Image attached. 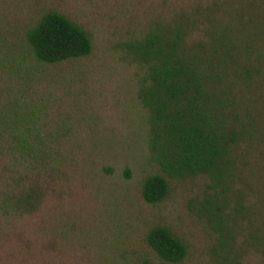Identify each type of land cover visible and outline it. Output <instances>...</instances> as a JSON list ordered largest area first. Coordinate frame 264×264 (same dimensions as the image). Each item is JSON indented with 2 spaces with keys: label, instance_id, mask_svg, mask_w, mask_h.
<instances>
[{
  "label": "rangeland",
  "instance_id": "rangeland-1",
  "mask_svg": "<svg viewBox=\"0 0 264 264\" xmlns=\"http://www.w3.org/2000/svg\"><path fill=\"white\" fill-rule=\"evenodd\" d=\"M49 10L88 32L87 56L53 64L31 57L25 32ZM156 16L158 0H0V110L8 103L37 108L58 151L36 172L46 191L39 208L0 214V264H264L244 227L233 232L212 222L204 177H168L161 202L142 198L143 180L160 169L137 96L144 68L124 42ZM253 181L246 200L263 210V170ZM4 182L0 173V187ZM155 225L185 243L180 262L160 259L147 245Z\"/></svg>",
  "mask_w": 264,
  "mask_h": 264
},
{
  "label": "trees",
  "instance_id": "trees-1",
  "mask_svg": "<svg viewBox=\"0 0 264 264\" xmlns=\"http://www.w3.org/2000/svg\"><path fill=\"white\" fill-rule=\"evenodd\" d=\"M167 1L158 0V16L124 42L144 68L137 96L160 169L143 180L142 198L161 202L168 177H204L203 207L212 222L233 232L244 227L246 244L264 261V209L246 200L255 174L264 173V0H189L175 7ZM25 40L31 57L47 64L92 50L88 32L56 10L27 28ZM49 140L55 138L42 131L37 108L8 103L0 110V214L39 208L46 191L36 172L58 153ZM145 240L167 262L187 252L163 225L152 226Z\"/></svg>",
  "mask_w": 264,
  "mask_h": 264
}]
</instances>
